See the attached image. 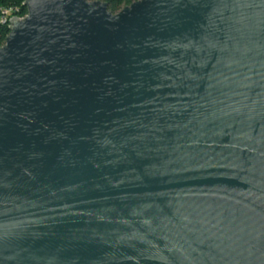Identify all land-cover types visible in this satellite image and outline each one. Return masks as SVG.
<instances>
[{
    "label": "water",
    "instance_id": "95a60500",
    "mask_svg": "<svg viewBox=\"0 0 264 264\" xmlns=\"http://www.w3.org/2000/svg\"><path fill=\"white\" fill-rule=\"evenodd\" d=\"M24 4L0 264H264V0Z\"/></svg>",
    "mask_w": 264,
    "mask_h": 264
},
{
    "label": "trees",
    "instance_id": "16d2710c",
    "mask_svg": "<svg viewBox=\"0 0 264 264\" xmlns=\"http://www.w3.org/2000/svg\"><path fill=\"white\" fill-rule=\"evenodd\" d=\"M25 0H0V46L5 43V38L9 33V20L11 17L22 18L27 14ZM108 9L116 13L124 6L129 5L134 0H104Z\"/></svg>",
    "mask_w": 264,
    "mask_h": 264
}]
</instances>
